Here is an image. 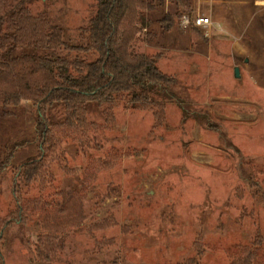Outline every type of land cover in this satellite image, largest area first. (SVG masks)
<instances>
[{
	"label": "rangeland",
	"instance_id": "1",
	"mask_svg": "<svg viewBox=\"0 0 264 264\" xmlns=\"http://www.w3.org/2000/svg\"><path fill=\"white\" fill-rule=\"evenodd\" d=\"M19 5L47 15L71 42L83 39L97 10V0H0V13ZM140 12L135 49L159 54L160 69L178 80L167 125L156 127L154 113L129 107L127 97L109 121L104 106L92 105L94 124L59 133L46 178L19 201L15 169L39 153L36 105L0 102V158L31 142L0 172V231L18 205L29 216L6 232V264H41L46 233L56 235L52 264H177L195 255L198 235L205 264H233L257 237L255 264H264V0H166L174 23L165 30L159 9ZM183 13L214 25L183 28Z\"/></svg>",
	"mask_w": 264,
	"mask_h": 264
},
{
	"label": "trees",
	"instance_id": "2",
	"mask_svg": "<svg viewBox=\"0 0 264 264\" xmlns=\"http://www.w3.org/2000/svg\"><path fill=\"white\" fill-rule=\"evenodd\" d=\"M165 4L166 0H97L96 13L85 33L81 32L83 39L77 42L66 39L64 29L47 15H33L25 5L8 9L4 15L0 13V102L18 106L29 99L36 105L35 140L39 153L15 169L13 193L19 201L26 187L46 178L45 156L62 142L59 133L79 132L94 124L88 119L92 105L104 106L109 121L114 119V103L127 97L129 107L154 113L156 121H161L156 127L167 125L166 102L177 97L174 87L178 80L160 69L159 54L148 55L135 49L138 30L133 20L137 18L144 24L140 11L159 9L164 30L169 29L174 16L165 12ZM69 55H74V59ZM184 112L185 117L191 115ZM26 143L31 142L22 140L5 150L0 158V172L11 165L16 150ZM248 182H252L250 178ZM252 186L258 197V184ZM28 220V213L18 205L0 231V264H6L7 230L19 221L24 227ZM55 237L53 233L39 237L37 254L41 264H52ZM202 239L198 235L195 240V255L177 264H205ZM259 243L257 237L255 245L233 264H255Z\"/></svg>",
	"mask_w": 264,
	"mask_h": 264
},
{
	"label": "built area",
	"instance_id": "3",
	"mask_svg": "<svg viewBox=\"0 0 264 264\" xmlns=\"http://www.w3.org/2000/svg\"><path fill=\"white\" fill-rule=\"evenodd\" d=\"M180 24L183 28H189L191 26L208 29L214 25V21L208 15L198 14V15H190L188 13H184L180 18Z\"/></svg>",
	"mask_w": 264,
	"mask_h": 264
},
{
	"label": "water",
	"instance_id": "4",
	"mask_svg": "<svg viewBox=\"0 0 264 264\" xmlns=\"http://www.w3.org/2000/svg\"><path fill=\"white\" fill-rule=\"evenodd\" d=\"M235 74H236L237 77H239V75H240V74H239V67H236V68H235Z\"/></svg>",
	"mask_w": 264,
	"mask_h": 264
}]
</instances>
